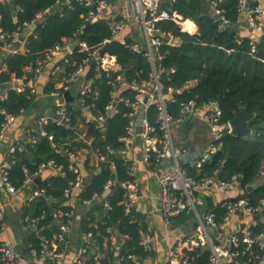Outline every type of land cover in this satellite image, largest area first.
<instances>
[{
  "label": "trees",
  "instance_id": "16d2710c",
  "mask_svg": "<svg viewBox=\"0 0 264 264\" xmlns=\"http://www.w3.org/2000/svg\"><path fill=\"white\" fill-rule=\"evenodd\" d=\"M64 2L65 0H12V5L0 4V30L4 35V41L0 40V52L4 45L12 43L14 35L21 36L37 14L46 9L52 10L31 32H23V51L21 49L15 53L11 52L2 58L0 86H4L6 97L0 99V134L6 114L17 119L33 112L38 102L37 95L30 94L28 90H13V79L24 78L25 82L35 79L34 70L26 72L25 67L31 66L34 69L36 61L51 48L61 44L63 38L85 42L90 49L104 47V42L110 40L105 53L114 56L121 67L123 79L119 88L120 97L135 101L140 93L137 86L150 80L149 63L141 53H133L126 48V45L133 42L127 38L112 39L106 13L79 32L84 22L83 17L93 6L80 5L75 0L69 6H64ZM237 4L238 0H225L222 4L224 15L231 25L220 30L216 20L214 21L207 12L208 6L203 0H175L171 12L177 13L182 20L193 22L197 32H182L172 20L160 21L157 24L162 31L170 32L180 40L178 45H163L159 48L162 59L158 62V73L162 94L167 97L169 91L176 93L173 99L166 101L167 111L173 118L180 115L181 104L189 101L195 103L196 110L202 109L209 101H216L221 109L218 119L220 124H229L240 107H244L248 114H254L249 122V137L243 138L223 132L216 142L220 149L208 160L198 164L195 163L198 162L196 160L182 167L196 180L214 173L223 181L237 177L236 185L240 191L238 198H244L249 205L255 206L264 200V179L258 183L264 174V37L255 39L249 29L248 31L242 28V16L237 10ZM85 56V52L75 49L71 54L70 63L63 65L64 73L74 70ZM85 79L91 81L95 91L91 98L86 99V104L91 106L93 114L99 113L111 100L110 86L105 77L96 78L94 64L87 68ZM132 82L136 85L132 86ZM52 90L54 86L51 78L42 90V95L46 96ZM66 108L71 118L70 125L66 127L48 123L45 130L58 147L70 153H81L79 160L72 162L84 176L83 187L77 194L78 201L67 203L63 197L64 190L76 178V174L69 170L71 161L66 155L56 153L47 138L39 139L36 144L29 143L28 138L37 136L34 127H27L19 142L24 151L16 150L15 154L7 158L10 163L9 179L17 189L23 185L25 171L34 175L39 166L48 161H54L61 166L63 173V176H48L31 185L32 188L43 190V196L35 198L31 203H25L21 209L22 224L28 230L26 250L28 247L35 249L41 257L44 240L47 250H52V244H55L57 252H73L74 249L78 253L81 248H86L87 264L94 262L95 255L99 257L98 264H114L117 259H123L122 264H135L129 256L135 257L138 262L146 261L153 257V253L140 246L139 238L141 231L146 230L147 224L143 214L135 207L125 209L123 202L127 189L121 186V183L132 181L128 173L131 162H126L119 154L120 150L128 147L119 139L126 134L128 118L124 115L129 112V108L119 103V113L108 118L104 128H97L94 123L81 127L79 104ZM156 116L157 102L154 99L147 108L145 117L149 126L160 136L161 132L155 122ZM77 133H84L87 140L92 139L91 144L76 140ZM84 149H89L97 155L99 161L96 167L90 165L92 156L83 154ZM110 163L113 165L112 169ZM154 166L156 159L152 155L149 168L153 169ZM99 168L101 170L97 172ZM108 181H112L113 185L104 192ZM249 186L254 188L248 191ZM93 195L98 197L96 202L79 219L67 218L64 215L54 216L55 212H68L72 207L77 210L84 200L91 199ZM104 202L108 203V207L104 206ZM205 211L214 214L216 223L221 222L225 213L221 205L213 207L207 204ZM190 219L191 215L183 212L170 218V224L173 227L186 226ZM32 220L35 221V230L30 228ZM5 221V217L0 220V230ZM69 221H74L70 234L58 241L60 226L68 224ZM108 227L115 228L119 234L118 241L113 246L105 234ZM74 230L80 239L73 244ZM88 233L91 238L86 241L84 235ZM123 236H127V239ZM189 255L192 258L191 264H207L209 251L207 248H200L189 252ZM47 263L53 264L49 260Z\"/></svg>",
  "mask_w": 264,
  "mask_h": 264
},
{
  "label": "built area",
  "instance_id": "2783aa9c",
  "mask_svg": "<svg viewBox=\"0 0 264 264\" xmlns=\"http://www.w3.org/2000/svg\"><path fill=\"white\" fill-rule=\"evenodd\" d=\"M72 1L65 0L63 5L69 6ZM75 1L80 5L93 6V9L89 10L87 15L83 17L84 22L79 32H82L86 25L95 23L105 13L108 16L107 24L112 39H122L121 35L126 30H137L138 34H133V36L128 32L126 38L130 39L133 43L126 45V48L133 53H141L149 63L151 72L150 80L143 81L137 86L140 93L136 96L135 101L120 97L119 88L123 77L121 75V67L116 62L115 57L105 53L104 47L90 49L85 42L67 38H63L61 44H57L47 51L41 59H38L34 69L31 66L25 67L26 72L34 70V74L37 77L47 64L53 63V66L49 70V75L55 81L53 83L55 87L54 90L45 96V98L51 100L52 110L48 115H44L38 120L35 128L37 136H31L28 138V142L36 144L39 139L47 138L50 141L51 148L56 153L66 155L71 161L69 170L76 174V178L64 190V200L67 203L73 200L75 202L79 200L76 194L81 191L84 181L81 172L72 162L78 161L81 153H70L68 150L58 147V145L53 143L52 136L46 132L45 126L48 123L66 127L70 125L71 118L67 112L66 107L68 105L64 100V93L72 89L73 84L77 81L79 87L77 93L74 94L75 101L73 104H79L81 107V127L84 124L94 123L97 128H104L107 119L119 113L117 105L122 103L129 108V112L124 115L128 118V126L125 136L121 137L119 141L127 144L129 147L135 138H139L143 147L142 161L148 167L150 166V158L152 155L155 156L156 165L163 162L168 156L172 160L173 164L169 171L162 176H157L159 186V193L157 195L158 212L167 230H171L173 227L170 224V218L172 217H177L183 212H186L187 215H191V219L189 220V228L179 226L181 229L177 234L167 236L166 243L168 248L165 256L166 264H191L192 258L189 252L200 248H207L209 251L207 264H264V200L252 206L244 198H238L240 191H238L236 185L238 178L235 176L229 181H223L218 178L217 173H214L211 176H203L196 180L188 175L186 170L179 165L178 158L181 152L174 147L171 128H179L184 124L186 119L194 117L196 106L193 101L182 103L180 115L177 118H173L167 111L166 101L173 99L172 94L175 92L169 91L167 97L162 94V85L159 81L158 73V62L162 59L159 48L163 45H178L180 40L170 32L162 31L157 24L160 21L172 20L178 24L182 32L194 34L189 32V29L185 27L187 20H182L177 13L171 12V9L160 8L162 2H169L172 6L175 0H127L129 12L125 16L117 15L114 12L112 6L116 0ZM203 1L208 6L207 12H209L214 21L216 20L218 28L220 30L229 28L231 24L225 17V11L222 6L225 0ZM11 2L12 0H0V4ZM237 10L241 13L243 21L250 32L254 34L255 39L259 36L264 37V0H238ZM51 12V9H46L44 12L37 14L23 32H31ZM23 32L21 36L19 34L14 35L12 43L4 45V49H11L13 53L21 50L22 47L16 48L15 46L17 43L23 45V41L20 42V38H24ZM77 35L78 33L75 34V36ZM0 40L4 41V35L1 30ZM74 42H77L75 49H78L79 52H85L86 56L74 70L64 73L63 65L69 64L71 61L70 57L75 49L72 51L70 47ZM107 43L109 44L110 40H106L103 45L105 46ZM59 55L61 59L56 62L55 58ZM92 64L95 66L96 78L101 76L105 77L111 89V100L101 112L95 114H93L91 106L86 104V99L91 98L95 94L91 81L85 79L87 68ZM24 80V78L13 79L12 84H14V87L12 89L16 92L28 90L30 94L37 95L36 85H34L35 79H29L26 82ZM131 85L135 86L136 84L132 82ZM146 90L150 92V97H144ZM5 97V93L0 95V99H4ZM145 98L149 99L145 105V113L152 100L155 99L157 102L155 122L161 132L160 136L149 126L146 117L142 124L141 134L139 136L135 134L139 107L143 104ZM203 109L205 111L202 116V121L210 132L211 141L204 149L200 158L197 159L198 162H195L196 164L205 162L220 149V145L216 144V142L220 139L223 132H231L229 124L218 123V119L221 116V109L216 101L207 102L204 104ZM15 120L16 118L13 115H5L0 141L3 138L6 128L12 125ZM76 136V140L83 141L87 145L91 144L92 139L87 140L84 133H77ZM19 142L17 140L9 146L6 151L7 157L0 164V189L5 194L14 196L22 188L33 184L34 179L38 178L46 167L55 168L56 172L63 176L61 166L55 164L54 161H48L41 164L34 175H30L25 171V179L22 187L19 189L15 188L9 179L10 163L7 158L15 154L16 150L19 152L24 151L23 145L19 144ZM127 148L120 150L119 154L126 162H130L127 159ZM82 153L97 156L89 149L82 150ZM110 168H113L112 163H110ZM137 171L136 164L131 162L128 173L132 181L121 183V186L127 189L126 198L123 202L126 210L134 207L138 201ZM112 185L113 182L108 181L104 186V192H107ZM211 194H216L220 197L219 202L215 206L221 205L225 209L220 223L215 222L213 213L205 211L207 207L202 208ZM41 196H43V190L33 188L25 203H31L35 198ZM97 198L96 195H93L91 199L84 200L80 207L86 208V211L89 210ZM104 206L108 207V203L104 202ZM76 212L77 210L72 207L68 212H55L54 216L59 217L64 215L67 218H77ZM0 220H3L1 211ZM234 222H237L239 227L236 225V230L224 235L234 225ZM73 224L74 221H69L68 224L60 226V233L57 236L58 241H62L64 237L70 234ZM30 228L35 230V221H31ZM105 234L108 236L107 240L111 246L115 245L119 237L117 230L113 227H108L105 229ZM123 237L127 239V236ZM90 238V233L84 235L86 241L90 240ZM139 244L145 251H151L150 240L146 230L141 231ZM42 245L44 251L41 252V257L37 255L35 249L27 248L28 256L32 261H37L40 264H48L47 260H49L53 264H64L66 251L57 252V246L55 244H52V250H47L44 240H42ZM85 254L86 248L78 250L73 263L87 264ZM98 258V255H95L94 262L91 264H98ZM128 258L133 260L135 264L143 263L138 262L133 256H129ZM20 259V252L16 250L12 242L5 241L0 244V264H19ZM122 261L123 259H117L116 264H122Z\"/></svg>",
  "mask_w": 264,
  "mask_h": 264
},
{
  "label": "crops",
  "instance_id": "0c3cea01",
  "mask_svg": "<svg viewBox=\"0 0 264 264\" xmlns=\"http://www.w3.org/2000/svg\"><path fill=\"white\" fill-rule=\"evenodd\" d=\"M120 0H116L112 6L114 12L117 15L125 16L128 15L129 6L127 0L124 1L123 5H120ZM172 9V8H171ZM241 26L244 30H248L243 17H241ZM185 27L189 29V32L195 33L197 27L193 22L186 21ZM130 30V29H129ZM126 30L125 33L121 35V38H126L128 32L131 33V36L137 35V30ZM249 31V30H248ZM119 39V40H122ZM16 47V46H15ZM22 45H20V48ZM16 49V48H15ZM11 49H2L0 52V63L2 58L7 54L11 53ZM61 59V56H57L55 61L58 62ZM53 66V63L47 64L42 72L35 78L34 85L37 89V100L36 108L30 114H24V116L17 118L12 125L6 128L3 134V138L0 141V164L7 157L6 151L9 146L15 143L17 140H21L22 135L25 134L27 127L36 128L38 120L44 115H48L52 110L51 100L45 98V95H42V90L46 87L51 76L49 75V70ZM53 80V78H52ZM55 83V81H53ZM14 87V84L11 85V88ZM55 87V86H54ZM6 93V90L0 89V95ZM144 97H150V92L146 90L144 92ZM204 109H197L195 116L189 118L188 121H185L181 127H175L174 137L180 146H183L180 159L182 164H192L197 159L200 158L204 149L208 146L211 141V135L206 127L205 123L202 121V116L204 115ZM174 144V142H173ZM175 147V145H174ZM127 159L136 164L137 171V180H138V201L134 206L137 211L143 214L144 220L147 224L146 232L150 240L151 251L153 257L147 259L142 264H166L165 256L167 252V236H173L179 232L181 228L179 226L172 227L171 230H167L164 226L162 218L158 212L157 206V195L159 193V186L157 182V176H162L169 171L172 166V160L166 158L163 162L154 166L153 169H150L143 163V147L142 142L139 138H135L132 144L127 148ZM179 162V158H178ZM90 165L96 167L98 165V157L92 156L90 160ZM42 172L39 178H46L48 176L58 174L56 169L53 167H46ZM43 174V175H42ZM84 178L83 174H81ZM264 179L263 176L258 180L260 183ZM32 184L22 188L14 196L5 194L3 190L0 189V211L5 217V223L2 229L0 230V244L5 241H10L14 244L16 250L20 252L21 259L19 264H40L37 261H32L27 253L25 241L28 238V230L22 224L21 219V209L25 204L27 197L32 191ZM256 186V185H255ZM77 195V194H76ZM220 197L216 194H211L204 206L206 208L207 204L215 206L219 202ZM236 225L239 227L237 222H234V225L231 226L225 234H230L236 230ZM189 224L186 227L189 228ZM72 243L79 242L80 237L78 236L76 230L72 233ZM77 251L73 249V252H67L64 260V264H74V258L76 257ZM141 263V262H140Z\"/></svg>",
  "mask_w": 264,
  "mask_h": 264
},
{
  "label": "water",
  "instance_id": "95a60500",
  "mask_svg": "<svg viewBox=\"0 0 264 264\" xmlns=\"http://www.w3.org/2000/svg\"><path fill=\"white\" fill-rule=\"evenodd\" d=\"M12 5V2H11ZM160 8L161 9H171V3L169 2H162L160 4ZM33 30V29H32ZM23 37L20 38V42L23 41ZM77 42L72 43L70 50H74L76 48ZM20 47V43L16 44V48ZM108 47V43L104 46V49H106ZM0 89L4 90V86H0ZM176 96V93L172 94V97L174 98ZM64 100L66 102V104L68 106L72 105L75 101V96L72 92V89L66 91L64 93ZM149 99L145 98L143 100V104L139 107V112H138V116L136 119V127H135V134L137 136H139L142 132V124L145 118V105L148 103ZM254 114H248L245 110L244 107H240L235 115L234 118L229 122V127H230V134L233 136H240L243 138L249 137L251 135V128L249 127V122L253 119ZM170 156H168L169 158ZM100 168L98 169L97 172H100ZM262 172H264V168H262ZM41 181V178H36L34 179V183L37 184ZM254 188V186H249L247 189L248 191H251ZM4 192V191H3ZM78 199V198H77ZM86 211V208L83 207H79L77 209V219H79V217L84 214V212ZM116 264V262L114 263Z\"/></svg>",
  "mask_w": 264,
  "mask_h": 264
},
{
  "label": "rangeland",
  "instance_id": "374dc122",
  "mask_svg": "<svg viewBox=\"0 0 264 264\" xmlns=\"http://www.w3.org/2000/svg\"><path fill=\"white\" fill-rule=\"evenodd\" d=\"M124 1H125V0H120V1H119V2H120V5H123V4H124ZM78 87H79V83L76 81V82L73 84V86H72V92H73V94H76V93H77V91H78ZM174 131H175V127H172V128H171V134H172V138H173V142H174L175 148H176L177 150H179V151H182L183 146H180V144H179V143L177 142V140L175 139V137H174ZM179 163L182 164V160L180 159V157H179Z\"/></svg>",
  "mask_w": 264,
  "mask_h": 264
}]
</instances>
